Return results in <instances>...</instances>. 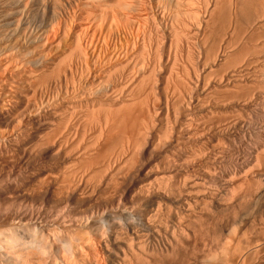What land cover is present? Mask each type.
Wrapping results in <instances>:
<instances>
[{
  "label": "bare ground",
  "instance_id": "6f19581e",
  "mask_svg": "<svg viewBox=\"0 0 264 264\" xmlns=\"http://www.w3.org/2000/svg\"><path fill=\"white\" fill-rule=\"evenodd\" d=\"M0 157V264H264V0H0Z\"/></svg>",
  "mask_w": 264,
  "mask_h": 264
},
{
  "label": "rangeland",
  "instance_id": "374dc122",
  "mask_svg": "<svg viewBox=\"0 0 264 264\" xmlns=\"http://www.w3.org/2000/svg\"><path fill=\"white\" fill-rule=\"evenodd\" d=\"M251 124H252V126H253V125H254V126L252 127L251 125H249L250 127H247L248 129L245 127V128L247 129V131H244L243 129H245V128H243L242 131H241V133H239V134H240L239 136H241V138H242V137H243V138L245 137V135L243 136L242 133L247 134L246 137H245L246 140H245V139L239 140V139H241V138L238 137V138H236V141H235V142L238 143V144H235V143L232 142V143L228 146V147H230V146L232 147V148H228V151H229L231 154H228V153H227V156H226L225 160L222 161V163L219 165L220 168H221V170L223 169V171L225 170V171H227V173H229V174H232L233 172H236V168H237L236 166L239 165V158L241 157V155L244 156V155H243V154H244L243 152H246V150L243 151V149L247 148V147H245V146H246V142H247V143H251V144H252V143H253V144L256 143V141H255V139H256L255 135H251L249 132H252V134H256V132H257L258 129H259V126L256 125V123H251ZM255 126H256V131H255ZM249 129H250V130H249ZM252 129H253V130H252ZM243 131H244V132H243ZM253 131H254V132H253ZM245 132H246V133H245ZM247 132H248L249 134H248ZM249 136H250V137H249ZM252 136H254L255 138L252 137ZM251 137H252V138H251ZM248 138H249V139L251 138V139L248 140ZM253 139H254V142H253ZM244 140H245L246 142H245ZM240 141H241V142H240ZM240 143H241L242 145H241ZM232 145H233V146H232ZM237 145H240V147L237 146ZM241 146H242V150H241ZM237 148H238V150L240 149V150H239V151H240L239 153H238ZM234 150H236V151H234ZM242 151H243V152H242ZM233 152H234V154H233ZM237 153H238L239 155H238ZM231 155H232V157H231ZM237 155H238V156H237ZM228 156H229V158H228ZM235 156H236V157H235ZM1 159H2V157H0V160H1ZM237 159H238V161H237ZM237 162H238V163H237ZM237 164H238V165H237ZM20 169H21V172H23V173L27 170L26 168H22V167H21ZM6 172H10V171L6 170ZM233 174H234V173H233ZM134 177H135V179H134ZM134 177H133L132 179H130L131 182H132V184H134V183H140V182L143 181V177H142L141 175H135ZM141 177H142V178H141ZM141 179H142V180H141ZM130 180H129V181H130ZM137 180H138V181H137ZM36 201H37V200H34L33 202H30V204L28 203L30 206L27 204L25 208L20 209V210H22V211H20V213L23 212V213H25V214H29V213L35 212V211H36V210H35V209H36L35 207L38 206V204H39L38 202H40V201H37V202H36ZM34 204H35V205H34ZM32 205H33V206H32ZM39 205H40V204H39ZM7 208H8V209H7ZM28 208H29V209H28ZM30 208L32 209V211H31ZM164 209H166V208H164ZM33 210H34V211H33ZM210 210H211V211H210ZM18 211H19V209H18V205H17L16 203H12V204H11V203L0 202V213H1L0 215H2V214H4V213H8V212H10V214H11V213L16 214V213H18ZM30 211H31V212H30ZM209 211H210V212H209ZM209 211H208V215H206L205 218H204L205 220H204V221L202 220L203 222H202V221H199L198 225H194L195 228H196V231H195L196 233H195V234H199V233L204 232V230H206V229H210L211 227H209V226L211 225L212 222H214V221L216 222V221H218V220H220V219H221V220H224V219L227 217L225 214H224V215H225L226 217H224V215L221 214V213L217 214L213 209H210V208H209ZM212 211H213V212H212ZM165 212H167V209H166V211L164 210V213H165ZM211 213H212V214H211ZM220 214L223 216V218H222V216H221V218H219V217H220ZM212 218H213V219H212ZM216 218H218V219H216ZM211 219H212V220H211ZM215 219H216V220H215ZM210 220H211V221H210ZM207 221H210V222L208 223ZM207 223H208V225L210 224V225L208 226L209 228H206V227H207ZM197 226H198V227H197ZM199 226H202V227H199ZM199 228H200V229H199ZM198 229H199L201 232L198 231V232H199V233H198V232H197ZM256 231H257V230H256ZM259 231H260V230H259ZM262 231H264V229H263ZM257 232H258V231H257ZM257 232H256V233H257ZM202 235H203V233H202ZM211 235H212L211 233H209V234H207V235L204 234V236H203L204 239L200 240L201 238H203V237H200V239L198 240V238H199V237H198L197 240H195V241H197L198 243H199L200 241H203V243L206 242V243L208 244V242H209L210 240L213 241V238H214V237H211ZM198 236H199V235H198ZM206 236H207V237H206ZM213 236H214V235H213ZM196 237H197V235H196ZM196 237H195V238H196ZM228 238H230V237H228ZM228 238H226V239H228ZM192 239H193V238H192ZM228 240H229V239H228ZM228 240H227V241H228ZM195 241L192 243L193 245H196L197 242H195ZM212 243H213V242L210 241L209 244H208V247H209V245L211 246ZM192 244H191V246L189 247L190 249L193 247ZM201 244H202V243H201ZM201 244H197L198 247L196 246V248H199V249H196L195 246H194V248H195L196 250H200V249L202 248V247H201V246H202ZM207 244L205 245V247H207ZM155 245H156V244H155ZM199 245H201V246H199ZM203 246H204V244H203ZM200 247H201V248H200ZM194 248H193V249H194ZM191 250H192V249H191Z\"/></svg>",
  "mask_w": 264,
  "mask_h": 264
}]
</instances>
